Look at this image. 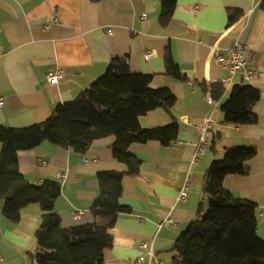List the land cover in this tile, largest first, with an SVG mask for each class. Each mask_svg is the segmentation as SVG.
<instances>
[{
  "label": "crops",
  "instance_id": "1",
  "mask_svg": "<svg viewBox=\"0 0 264 264\" xmlns=\"http://www.w3.org/2000/svg\"><path fill=\"white\" fill-rule=\"evenodd\" d=\"M163 1L0 0V97L5 101L0 126L21 129L45 121L57 105L76 100L104 76L117 58L127 57L133 73L152 76L153 89H168L176 96L172 115L179 123L177 141L169 147L150 141L130 148L142 161L141 172L122 181V203L131 210L117 216L114 246L106 251L105 264H135L146 254L141 247L144 240L154 253L153 264H177L172 251L176 240L197 218L200 207L208 209L202 189L205 174L233 147L257 150L247 162L248 173L228 176L224 187L236 198L258 205V235L264 240L262 0H177L167 26L160 23ZM230 9L242 14L232 23ZM238 40L245 45L248 69L255 73L250 82L242 72L232 75L218 60V56L229 58V49ZM149 51L155 55L146 59L144 53ZM168 52L187 79L165 74ZM59 68L64 78L49 83L48 73ZM215 83L226 86L218 102L212 99ZM245 84L262 94L255 107L259 122L246 127L225 124L221 106L233 87ZM173 122L159 109L142 117L140 125L151 129ZM207 124L209 146L195 165L197 143ZM113 139L95 142L85 155L49 142L19 153V171L30 183L57 180L62 185L55 212L64 228L105 221L95 219L90 208L99 194L97 175L126 171L112 156ZM212 142L214 150L209 149ZM185 184L188 199L181 201L179 192ZM4 208L5 200L0 198V264H34L41 207L28 205L16 224L3 217ZM76 211L82 212L78 221L72 217ZM141 264H148V258Z\"/></svg>",
  "mask_w": 264,
  "mask_h": 264
},
{
  "label": "trees",
  "instance_id": "2",
  "mask_svg": "<svg viewBox=\"0 0 264 264\" xmlns=\"http://www.w3.org/2000/svg\"><path fill=\"white\" fill-rule=\"evenodd\" d=\"M176 5L177 0L163 1L162 26L168 25ZM260 8L264 11V0ZM241 15L230 9V23ZM165 74L187 79L169 52L165 56ZM152 78L133 73L127 57L117 58L104 76L76 100L57 105L45 121L21 129L0 126L3 217L16 224L21 211L30 204H38L43 211L35 235L34 264H105V253L114 246L112 230L117 216L131 210L122 203V181L126 176L137 178L141 172L142 161L131 152L132 144L158 141L169 147L178 139L179 123L172 115L176 96L168 89H153ZM225 90L223 83L213 85L214 102L222 99ZM261 98V92L252 85L233 87L221 106L224 123L237 127L257 125L255 107ZM159 109L170 114L174 122L166 127L142 128L141 118ZM106 138H114L110 145L112 156L125 165L126 171L102 172L96 177L99 194L90 211L95 219L105 221L66 229L55 212L62 185L57 180L30 183L19 171V153L49 142L85 155L95 142ZM209 149H215L213 142ZM256 154L254 147H233L225 150L222 160L211 164L202 188L208 209L200 207L197 218L176 240L172 251L177 254V264H264V240L258 235V205L236 198L224 187L228 176L248 173L247 162Z\"/></svg>",
  "mask_w": 264,
  "mask_h": 264
},
{
  "label": "built area",
  "instance_id": "3",
  "mask_svg": "<svg viewBox=\"0 0 264 264\" xmlns=\"http://www.w3.org/2000/svg\"><path fill=\"white\" fill-rule=\"evenodd\" d=\"M141 18L145 20L146 19L145 14H143ZM54 22L59 23V20L55 19ZM108 33L112 34V30H109ZM244 48L245 45L238 40L237 42L234 43L233 47L229 49L230 52L229 58L218 56V60L220 62L221 67L227 69L232 75H235L238 72H242L245 80L250 82L254 79L255 73L251 72L248 69L249 60L244 55ZM154 55L155 54L152 51L144 53L146 59H151ZM63 78H64V71L60 68L57 69L55 72L50 71L47 75L48 82L52 84H57L58 81H61ZM4 104H5L4 98L0 97V107H2ZM209 128H211V126L210 124H207L201 133L200 140L197 144L196 157L194 158V162H193V164L195 165L199 163L201 157L205 154L209 146V139L207 137V132ZM85 163H88V160H85ZM60 178H63V176H60ZM187 187L188 184H185V186L180 190L179 200L186 201L188 199V194L186 191ZM261 215L264 217V213H261ZM81 216H82L81 211H76L72 213V217L75 221H78L81 218ZM141 247L146 251V254L139 257L135 262V264H141L145 262L146 258H148V264H153L154 253L150 247V243L144 240L141 242Z\"/></svg>",
  "mask_w": 264,
  "mask_h": 264
}]
</instances>
